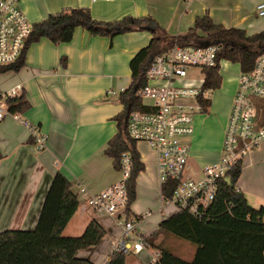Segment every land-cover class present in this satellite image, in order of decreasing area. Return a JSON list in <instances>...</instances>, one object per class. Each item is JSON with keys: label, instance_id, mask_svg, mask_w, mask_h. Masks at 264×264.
Segmentation results:
<instances>
[{"label": "crops", "instance_id": "1", "mask_svg": "<svg viewBox=\"0 0 264 264\" xmlns=\"http://www.w3.org/2000/svg\"><path fill=\"white\" fill-rule=\"evenodd\" d=\"M261 2L264 0H19L18 6L31 26L62 10L85 8L95 21L105 23L150 17L171 36L186 33L196 17L208 15L215 25L251 36L264 31V17L255 11ZM151 37L147 31L109 38L76 29L69 43L55 45L47 39L33 43L19 72L0 74V97L21 86L18 96L25 94L30 104L21 117L47 137L45 148L36 151L22 123L11 116L0 122V233L36 228L57 173L67 178L75 195L81 187L96 194L120 180L104 151L116 134L115 118L124 109L118 98L131 81L129 63ZM230 106L223 110L214 106L206 117L194 115L193 132L186 140L190 151L185 176L190 177L192 171L195 177L200 172L201 178L205 166L219 161ZM139 144L136 149L144 171L136 179L130 211L131 219L140 218L138 226L149 232L140 236L148 237L178 210L167 211L173 204L162 199L155 155L144 147L141 150ZM248 156L236 189L248 194V205L257 210L264 208V142ZM78 199L80 206L66 227L72 232L68 237L81 236L92 220L99 223L105 237L97 246L79 251L77 257L101 264L122 229L115 216L98 215ZM153 252L134 254V264H148Z\"/></svg>", "mask_w": 264, "mask_h": 264}, {"label": "trees", "instance_id": "2", "mask_svg": "<svg viewBox=\"0 0 264 264\" xmlns=\"http://www.w3.org/2000/svg\"><path fill=\"white\" fill-rule=\"evenodd\" d=\"M76 29L92 36L109 38L136 31H147L152 36L149 44L129 63L131 81L118 98L124 109L115 118L116 134L104 151L117 171L120 169L121 156L130 155L132 168L127 182L126 214L131 218L130 206L136 198V179L144 171V165L136 149L137 143L128 136L125 113L128 105L130 110L148 111L137 93L147 84L146 71L152 60L175 46L221 44L218 60L236 64L240 72H248L257 57L264 53V31L248 36L243 30L215 25L208 15H204L196 17L186 33L171 36L150 17H125L105 23L95 21L88 9H65L34 24L19 58L10 65L0 66V74L19 72L25 65L27 51L33 43L41 39H47L55 45L69 43ZM202 72L201 94L220 88L222 78L218 68H207ZM3 102L9 114H22L30 108L25 94L5 98ZM199 103L205 110L210 105L202 96L199 97ZM241 171L242 164L238 163L227 175V180L219 182L208 221L197 220L185 211L178 210L163 219L150 236L142 237L149 250L159 253L158 264H264V208L256 210L250 207L243 193L236 189ZM172 185L168 182L162 186L163 201L171 198ZM70 187L67 178L57 173L47 192L36 228L33 231L7 230L0 233V264H93L88 259L78 258L77 253L97 246L105 237V231L92 220L81 236L63 235L80 206L78 196L71 192ZM163 236H173L195 245L192 259L185 261L171 253L164 246ZM133 255L112 253L108 264H134Z\"/></svg>", "mask_w": 264, "mask_h": 264}, {"label": "built area", "instance_id": "3", "mask_svg": "<svg viewBox=\"0 0 264 264\" xmlns=\"http://www.w3.org/2000/svg\"><path fill=\"white\" fill-rule=\"evenodd\" d=\"M19 0H0V66L14 63L20 56L32 26L27 22L19 6ZM256 14L264 17V2L257 4ZM221 44L203 47L175 46L155 57L150 63L146 78L147 84L138 91V96L149 99L144 103L148 111L130 110L127 118V133L136 143H144L156 158L159 184L162 188L173 183L171 198L166 203L173 204L177 210L185 211L200 221L210 219L219 182L227 180V175L242 159L252 153L264 142V53L257 57L253 68L240 72L237 90L233 95L227 117L220 159L217 163L205 166L201 178L185 176L188 166L189 145L186 140L192 135L193 117L206 110L199 103L203 84L196 86L194 81L184 78L191 69L202 74L203 69L218 68L217 55ZM204 79V74H203ZM22 90L21 86L11 89L0 100V122L11 116L28 130L32 146L41 151L46 146L47 137L39 129L24 120L19 113L9 114L3 100L14 98ZM206 99V98H205ZM131 158L123 154L120 159V180L103 191L91 194L84 187L77 196L96 214L115 216L122 229L120 238L115 242L109 255L101 264H108L112 253L139 254L149 250L137 231L139 220L127 217V182L131 174ZM163 199V198H162ZM264 223V219H263ZM159 253L153 252L148 264H158Z\"/></svg>", "mask_w": 264, "mask_h": 264}, {"label": "rangeland", "instance_id": "4", "mask_svg": "<svg viewBox=\"0 0 264 264\" xmlns=\"http://www.w3.org/2000/svg\"><path fill=\"white\" fill-rule=\"evenodd\" d=\"M30 24V23H29ZM31 25V24H30ZM220 76L222 78L221 81V86L219 89L215 91H206L204 93V97L210 102L209 107H207L205 113L197 114L201 116H208V114H211V109L214 106H219L221 107V110L225 109L230 103L232 104V99L233 95L237 90V78L240 75V70L238 65L236 64H231L229 62H222L220 64ZM186 81H194L196 82V86L202 84L201 82L203 81V74L199 72L198 70L192 69L189 71V73L186 75L184 78ZM144 103H149V99H143ZM231 107V106H230ZM213 116L215 117V114L212 112ZM217 117V116H216ZM141 146V147H140ZM139 147L141 150L148 151L149 148L146 144L140 143ZM144 147V148H143ZM150 151V150H149ZM249 156L245 159H242V164L248 159ZM243 166V165H242ZM198 177H195L192 173V171L189 172V176L191 178H199L200 177V172L197 173ZM245 194V193H244ZM246 200H248V194H245ZM250 201V200H249ZM161 204V200H159V207ZM163 205L166 203L162 202ZM264 204V203H263ZM177 208L174 205H171L169 208H167V211H175ZM172 212V213H173ZM136 231L139 235L145 236L148 235L149 232L144 230L143 228L139 227L137 225ZM72 232L70 230V227L64 230L63 235L68 237ZM75 237V236H73ZM163 242L164 246L167 247L171 253L176 255L177 257L185 260V261H190L193 257V253L196 249L195 245H192L184 240L175 238L173 236H163ZM140 263V262H139ZM140 264H146L145 262H141Z\"/></svg>", "mask_w": 264, "mask_h": 264}, {"label": "water", "instance_id": "5", "mask_svg": "<svg viewBox=\"0 0 264 264\" xmlns=\"http://www.w3.org/2000/svg\"><path fill=\"white\" fill-rule=\"evenodd\" d=\"M129 112H130V105H128L127 108H126L125 121H127V118H128Z\"/></svg>", "mask_w": 264, "mask_h": 264}]
</instances>
